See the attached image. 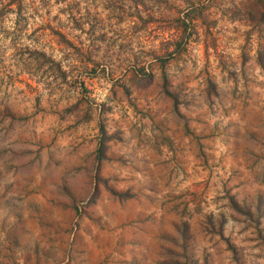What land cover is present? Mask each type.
Wrapping results in <instances>:
<instances>
[{
	"label": "rangeland",
	"instance_id": "obj_1",
	"mask_svg": "<svg viewBox=\"0 0 264 264\" xmlns=\"http://www.w3.org/2000/svg\"><path fill=\"white\" fill-rule=\"evenodd\" d=\"M25 3L0 29V264H264V0Z\"/></svg>",
	"mask_w": 264,
	"mask_h": 264
},
{
	"label": "trees",
	"instance_id": "obj_2",
	"mask_svg": "<svg viewBox=\"0 0 264 264\" xmlns=\"http://www.w3.org/2000/svg\"><path fill=\"white\" fill-rule=\"evenodd\" d=\"M26 0H0V29H3V20L4 17H7L10 13H13L15 15V18L13 21L15 23L14 29L16 31L22 29L24 25V21L27 22V10H26ZM30 13V12H28ZM30 16V14H29ZM179 27V26H177ZM1 31V30H0ZM14 33V31L12 32ZM56 34H60V32H54ZM187 39V36H181L180 38H172L171 45H172V50L169 51L171 54L172 51L177 50L181 43ZM149 81L151 80V73L148 74ZM101 131H104V127L101 124L100 126ZM106 148V143L104 137L101 138L100 141H98L97 146H96V158L98 162H100L104 156ZM92 198V197H91Z\"/></svg>",
	"mask_w": 264,
	"mask_h": 264
}]
</instances>
